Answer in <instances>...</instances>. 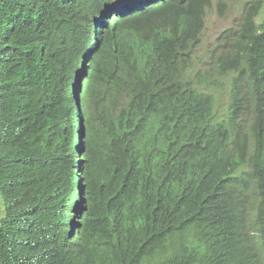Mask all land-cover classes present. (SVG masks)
<instances>
[{"label":"trees","instance_id":"trees-1","mask_svg":"<svg viewBox=\"0 0 264 264\" xmlns=\"http://www.w3.org/2000/svg\"><path fill=\"white\" fill-rule=\"evenodd\" d=\"M210 7L0 0V264H264V5L218 38L226 119Z\"/></svg>","mask_w":264,"mask_h":264},{"label":"rangeland","instance_id":"rangeland-1","mask_svg":"<svg viewBox=\"0 0 264 264\" xmlns=\"http://www.w3.org/2000/svg\"><path fill=\"white\" fill-rule=\"evenodd\" d=\"M255 0H211V7L206 11L205 29L199 43L193 51L190 62L189 74L197 81L216 83L212 91L216 100L215 111L222 118H227L229 113V91L233 85L232 76L218 77L213 72L218 50V38L222 32L237 27L243 19L245 8ZM263 5H264V0ZM264 18V10L260 19ZM6 217V206L0 194V225Z\"/></svg>","mask_w":264,"mask_h":264},{"label":"clouds","instance_id":"clouds-1","mask_svg":"<svg viewBox=\"0 0 264 264\" xmlns=\"http://www.w3.org/2000/svg\"><path fill=\"white\" fill-rule=\"evenodd\" d=\"M90 38H92V40L95 41V40H96V36H95V34L91 35ZM88 49H90V48H88ZM193 51H194V50H193ZM192 55H193V53H192L191 56H190L189 62H191ZM80 70H82V69H80ZM189 70H190V69H189ZM187 75H188V77H189L194 83H196V84H203V85L206 86V87L208 86V84H207L205 81H197V80H195L194 78H192L191 75L188 73V71H187ZM85 76H87V75H85ZM85 81H86V77H83V78L80 80V86H81V85L83 86V85L85 84ZM81 106H82V110H83L84 107H85V104H82V103H81ZM71 111H73V110L71 109Z\"/></svg>","mask_w":264,"mask_h":264}]
</instances>
